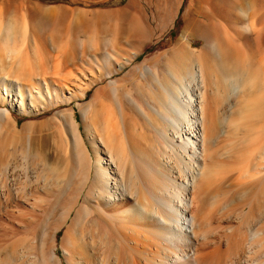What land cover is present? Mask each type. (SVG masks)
Masks as SVG:
<instances>
[{
  "label": "bare ground",
  "instance_id": "bare-ground-1",
  "mask_svg": "<svg viewBox=\"0 0 264 264\" xmlns=\"http://www.w3.org/2000/svg\"><path fill=\"white\" fill-rule=\"evenodd\" d=\"M242 1V9L234 3L235 17L239 10L245 17L249 2L255 0ZM189 27L186 25L185 34H180L168 52L153 59L154 66L145 64L141 68L142 78L138 80L144 82L156 102L151 106L152 113L144 110L133 94V81L124 84L112 78L142 49L120 57L116 54L123 51H105L101 57L107 69L103 64L99 72L79 68L77 76L65 74L59 80L62 84L55 82L53 86L57 98L66 104L77 100L88 125L89 144L79 127H74L78 122L74 106L66 111L75 135L71 137L60 123L62 144L53 151L32 148L29 143L28 147L22 145L19 159L16 144L22 136H12L15 144L14 140H5L6 145L15 146L12 150L0 148V163L13 158L0 167V264H63L56 248L61 229L66 264H264V178H255L249 168L240 169L239 178L248 176L252 181L244 178L247 184L241 182L244 186L238 187L234 197H229V186L223 188L232 166L243 168L240 166L255 153L264 158V141L252 142L261 131L258 136L251 131L261 115L264 94L253 96L264 91V59L249 64L240 56L234 59L235 36L226 28L217 37L203 34L205 42L198 50L189 40L194 35ZM11 29L6 28L8 33ZM7 43L4 52L0 47V70L11 68L12 74L15 66L21 65L24 71L20 68V75L6 77L0 83L7 91L12 87L19 92L30 89L23 80L37 75L36 69L26 68L25 61L14 62L13 54L19 50L6 47L10 41ZM104 77H109L107 93L117 101L122 88H128L127 99L135 117L144 115L157 133L155 145H145L136 135L140 128L137 117L132 120L134 130L127 128L122 102V131L118 129L121 118L112 119L113 113L107 114L105 96L106 102L100 98V104L105 103L100 107L106 113L102 110L103 114L100 111L94 115L99 101L86 102L83 108L80 99ZM47 89L52 90L49 86ZM243 91L249 94L241 95ZM10 96L12 100L16 95ZM233 98L234 110L223 113L232 114L225 120L233 123L234 135L220 147L223 117H218V106L224 100L231 103ZM4 113L9 115L8 110ZM74 175H78V183L73 186L79 187L73 193L75 188L72 191L68 186ZM218 194L224 195L210 197Z\"/></svg>",
  "mask_w": 264,
  "mask_h": 264
},
{
  "label": "rangeland",
  "instance_id": "rangeland-1",
  "mask_svg": "<svg viewBox=\"0 0 264 264\" xmlns=\"http://www.w3.org/2000/svg\"><path fill=\"white\" fill-rule=\"evenodd\" d=\"M240 1L242 0H238L237 2L234 0H212V2L210 0H205V2L204 0H0L1 52L5 49L4 45L10 41L9 44L7 43L8 45L6 47L14 46L13 49L15 48L16 51L19 50V52L13 54V61L16 63H19L20 61L24 63L25 61L24 65L26 68L36 69L38 75H35L36 77L31 76V79L28 75L27 78H29V80L25 77L23 82L25 85H28V88L29 85L31 88H26L21 92H19L16 87L9 88L7 91L5 89L6 86L4 88L0 83V117H2V119L0 118V148H8V150L14 149L15 145H11L10 143L6 145V141L9 142L12 140L10 142H13L18 135L20 137L22 136L20 138L22 141H19L17 142L18 144H16L18 147V154L21 152L20 149H22V145L23 147H28L29 143H31L30 145L32 148H44L53 151L62 144L60 140V137L62 136H60L62 133L60 132V123L64 124L68 129L71 137L75 135L73 128L79 127V131L86 138L85 140L87 144H89L87 138L89 132V129L87 128L88 125H85L86 123L82 116V111L77 106V100L70 103L67 102L66 104V101L57 98L53 86L55 82L56 84L57 82L62 84L61 81L64 79L63 77L65 74L68 75L69 73H72L73 75L71 74V76H77V74L80 73L78 71L79 68L86 69L88 73H91L92 70H97L96 72H99L98 69L100 66L102 69H107L108 65L101 57L105 51H120V53L123 51L121 54H116L120 57V55L127 56L137 48L142 49L141 53L135 57L132 63L124 66L119 72L117 71L113 73L112 78L123 83L133 81V83H131L133 86H130L133 88V94L139 98L144 110L151 113V106L155 105L156 102L153 95L147 92L144 82L141 84V81L138 80L142 78L141 68L145 64L154 66V60L161 57L165 52H168L174 46L178 38L182 34H185L184 30L186 25L188 27L190 25L189 29L194 33V35L189 37V40L193 42L198 50L202 48L205 42L204 38H202L203 34L207 33L217 37V35H221L222 31L226 28L230 33L234 34L233 36H235L234 44L236 45V48L234 49V59L237 56H240L247 64L251 61L258 62L264 59V0L250 1L246 8L245 17H243L244 12H241V10H239L240 12L238 13L237 11L235 12L238 15L235 17L234 3H237V6L240 7V9H242L241 6H243V4H247V2L242 1L244 3L241 5L242 2ZM258 1L262 2L259 3ZM253 4H256L255 8L252 7ZM196 6L198 7L196 8ZM198 8L199 10H197ZM189 21H192L193 23H190ZM8 26L12 27L10 33L6 30V28H9ZM244 26L248 27V30H245ZM9 36H12L13 38ZM115 49H118L119 51H115ZM96 56H100L101 58ZM102 64L105 65V67L102 66ZM16 66L13 69L12 74L9 72L11 68H8V70L5 69L4 71L0 70V80H4L6 77L14 79L15 75H20L22 73L20 68H22V66ZM37 77L40 78V81L36 79ZM61 78L63 79L61 80ZM235 78L237 77L234 76V79ZM108 80L109 77H104L103 81L96 82L94 86L87 90L86 96L80 99L83 108L86 107V102L94 100V103L96 101L98 103L99 101L98 105L95 104L97 107L95 108L99 109L97 110L98 113L96 112L97 114L94 113V115L98 116L99 112L102 110L106 113L107 110V114H115L114 116L112 115V119H114L113 117L119 116V119L121 118V126L119 125L120 127L118 126V129H120L123 127V119L120 115L122 111L119 107L120 102H122V108H124V112L126 113H124V116L126 115L124 121L127 128H133L135 120L134 122L132 120L137 117L140 128L135 131L136 135L145 145H155V140H157L155 137H158L157 133H155L152 127L148 124L144 115L139 113L135 117L134 113L136 112L132 109L127 99L129 92L128 88L122 86L124 87L122 88V92L123 90H125V92L119 93L121 97L119 96V101H117L111 94L109 95V93H107L105 87ZM47 86L52 90L48 92ZM244 92L245 95L249 94L248 90V92H241V95H243ZM260 92L264 94V91H259L254 93L253 97H257ZM11 93L16 95L13 96L12 100H10L12 98L10 96ZM104 96V99H107L108 102L103 99ZM100 98L106 102V104L104 103L106 110H104L103 107H100L102 105L104 106V104H102L103 100ZM108 99H112L113 101ZM21 100L22 105H20ZM232 100L231 103L230 100H226V102L224 100L218 106V117H223L221 118L220 135L218 137L220 140L218 143L221 142L219 145L220 147L224 146L226 140L234 135V129L232 127L233 123H230L229 120H225V117H231L232 114L225 115V113H223L227 111L229 114L234 110L235 98ZM262 100L264 101L263 95ZM101 101L102 103L100 104ZM263 101L260 105L261 115L257 116L260 118L258 120L255 119V130L254 128L251 130L252 132L254 131L257 136V132L260 130V137H256L254 141H252L253 143L257 142V140L260 142L264 141ZM71 106L75 107V115L78 121L74 124V127L71 116L68 113V109ZM5 110H8V116L4 113ZM103 111L100 113L103 114ZM118 121L119 120H117V122ZM88 122L87 124H90V121ZM122 130L123 129L121 128V131ZM240 133L241 132H239V134ZM12 136L15 138L13 139ZM119 139L122 140L121 137ZM260 142H257V144ZM13 143L15 144L16 140H14ZM216 148H218V145ZM252 155L251 160H248L249 162L247 161L245 165L240 166H244L243 168L232 166V170L229 171V175L226 179L227 184L223 186L224 189H228V186L231 189L229 197H234L235 193L238 191V187L241 186L242 188L244 186L241 185V182H243L242 184H247L244 183V178L246 179V177L242 176L240 177L241 179L239 178V174L241 173L240 169L249 168V173L254 172L255 178H259V175L264 178V176H262L264 175V158L258 156L256 153L254 157H252ZM256 155L259 158L256 157ZM18 156H20L18 157L20 159L22 155L19 154ZM10 159L13 158L9 157L5 160H8V162L11 163L13 160ZM5 160L3 162H5ZM3 162L0 163V167L3 164L8 163ZM4 167L5 165H3V168ZM260 171L263 172L260 173ZM76 176L78 175H74L68 186L69 190L71 186V190L75 188V191L72 190L73 193L76 192L79 187V185H77V188L76 185L73 186L75 181L78 183ZM252 178L254 181L258 180L254 179V177ZM77 179L79 180V177H77ZM250 179L251 177L247 176L246 180L250 181ZM238 180L240 182H238ZM231 183L233 185H231ZM234 185L237 188H234ZM209 187H212L209 188L211 192L214 185ZM222 195L224 194L210 195V197L215 198L219 196L218 198H221ZM65 197H67V194H65ZM65 197L64 195L61 196L62 199H65ZM62 232L63 229L58 231L56 248L62 263L66 264L62 247L60 245Z\"/></svg>",
  "mask_w": 264,
  "mask_h": 264
}]
</instances>
